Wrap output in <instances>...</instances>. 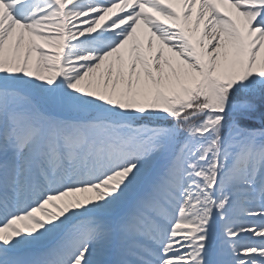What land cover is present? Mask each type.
I'll use <instances>...</instances> for the list:
<instances>
[{
  "label": "snow or ice",
  "instance_id": "6c2138e0",
  "mask_svg": "<svg viewBox=\"0 0 264 264\" xmlns=\"http://www.w3.org/2000/svg\"><path fill=\"white\" fill-rule=\"evenodd\" d=\"M262 49L264 0H0V264H264Z\"/></svg>",
  "mask_w": 264,
  "mask_h": 264
},
{
  "label": "bare ground",
  "instance_id": "6f19581e",
  "mask_svg": "<svg viewBox=\"0 0 264 264\" xmlns=\"http://www.w3.org/2000/svg\"><path fill=\"white\" fill-rule=\"evenodd\" d=\"M224 9L223 8H221V11H223ZM154 44H155V42H154ZM260 55H264V49H262L261 50V53H260Z\"/></svg>",
  "mask_w": 264,
  "mask_h": 264
}]
</instances>
